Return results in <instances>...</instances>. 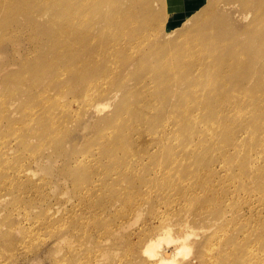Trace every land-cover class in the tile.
Listing matches in <instances>:
<instances>
[{"label":"bare ground","instance_id":"6f19581e","mask_svg":"<svg viewBox=\"0 0 264 264\" xmlns=\"http://www.w3.org/2000/svg\"><path fill=\"white\" fill-rule=\"evenodd\" d=\"M46 2L52 3L51 6L42 8L40 5L41 11L38 12L45 18L50 12V20L58 27V0ZM242 2L244 6L251 5L248 0ZM31 4L34 3L30 2L29 6ZM176 5V0H168L167 11L174 14ZM150 6V0H141L131 10V19H149ZM20 9L10 8L0 14V34H8L10 23L17 21L18 15L24 13V16H31L33 13L31 9L24 8L22 12ZM207 14L204 17L206 23L212 18ZM130 21L122 19L119 14L110 16L109 26L114 31L102 34V47L98 51L116 44L115 32L120 37L125 36L122 34L127 31L123 26L128 24L123 23L130 24ZM198 22L195 21L196 26ZM174 23L169 25V34L172 35L178 27H174ZM249 33L253 40L259 37L254 53L262 60L264 6L257 11ZM235 34L239 36L237 33L232 36ZM223 35L215 34L211 39ZM52 36L58 38V32L54 30ZM51 41L54 44L52 48L57 51L58 40ZM177 43L169 41L164 48ZM236 44L233 39L231 46ZM66 58L74 60L72 56ZM30 60L27 61L31 64L35 59ZM57 63H51L53 65L51 68L47 66L48 69H39L35 64L37 69L33 68L36 70L29 65L34 72L29 71L32 73L27 78L18 77L14 86L23 89L25 82L30 81L29 86L36 85L37 91H40L31 97L37 92H33L32 87L27 92L28 101L25 100L22 107L9 103L6 98L0 100V144L14 139L22 148L17 156L32 152L39 157L47 148L53 150L49 156L51 159L66 154L63 135L70 131L73 106L65 101L66 97L61 101L58 99L61 96L59 91L56 90L59 95L54 96L55 86L51 91L43 79L53 77L52 84L57 86L66 82L60 75L62 70H58L59 59ZM166 63L162 61L164 67ZM153 68L155 71L150 77L160 83L169 84V76L174 79L178 76L161 65ZM164 71L167 73L164 74ZM261 74L264 77V73ZM14 77L11 74L5 80ZM66 78L69 81L68 76ZM255 85L262 87L254 88L251 97L188 96L186 91L177 94L169 89L162 97L135 99L158 104H122L111 108L112 116L107 121L100 120L92 131V138L86 140L84 153L76 159L74 157L76 165L85 169V173L100 169L103 175L97 184H89L80 192L78 199L58 204V253L71 251L72 264H181L183 259L189 260V264L192 261L197 264H264V79ZM16 91L13 92L18 95ZM70 91V88L62 89V94ZM241 100L252 101L246 105L238 104ZM224 101L233 104H221ZM111 106L99 103L90 110L102 115ZM3 127L10 131H5ZM32 136L40 144H30ZM138 144H141L140 148H137ZM2 145L0 157L4 156V152L12 151V146L3 149ZM18 160L12 163L6 158L4 165L9 167L18 163L20 157ZM138 169L147 175L138 181L133 180L130 193L120 191L118 178ZM27 170L24 168L17 173L27 175L30 173ZM80 177V174L72 176L73 182H78L80 185H76L81 187ZM82 180L85 181L84 178ZM110 184L116 190L111 199L102 190ZM232 196L242 197L249 204L251 212L248 216H252L253 226L247 228L235 223L239 216L248 226L250 219L241 215L242 211L237 213L234 208L231 207L230 211L226 207ZM87 245L96 248L93 254L86 253ZM107 255L114 258L106 260Z\"/></svg>","mask_w":264,"mask_h":264},{"label":"rangeland","instance_id":"374dc122","mask_svg":"<svg viewBox=\"0 0 264 264\" xmlns=\"http://www.w3.org/2000/svg\"><path fill=\"white\" fill-rule=\"evenodd\" d=\"M46 1L0 0V14L10 8H21L20 11L24 8L33 10L31 16H24V13L18 15L17 21L10 23L8 34H0V42L3 40L0 48V100L6 98L9 103L22 107L24 101H28L27 92H30L32 87L35 90L33 92H36L37 86L32 83L34 86L30 87V81H26L27 86L24 84L23 89H19L13 85L18 82V77L21 75L27 78V75L32 73L29 71L34 72L37 66L39 69L51 68L59 59L58 70H62L60 75L66 82L60 79L63 83L57 86L52 84L53 77L43 79L45 85L49 86L48 89L51 87L52 91L55 86L53 91L61 93L58 97L60 101L66 97L65 101L72 104L70 118L73 122L70 121L69 134L63 135L66 154L57 159L49 158L53 152L52 148H47L39 157L32 152L17 156L22 148L14 139L7 144H0H3V149L12 146L11 152H4L5 157H0V264H72L71 251L62 250L58 253V204L78 199L80 192L89 184H97L101 180L103 173L100 169L85 173V169L76 165L75 159L84 153L86 140L92 138V131L100 124V120L107 121L112 116L111 108L122 104H158L135 99L162 97L166 91L172 89L177 94L186 91L185 95L188 96L196 94L195 96L211 95L233 99L251 97L254 88L262 87L255 83L264 79L261 74L264 73V58L258 59L254 53L259 37L253 40L249 33L250 26L257 18V11L264 6L261 7L264 0H248L251 5L247 6H244L243 2L241 4L242 0H206L203 4L192 0L191 4L198 5L193 7L190 4L189 9L186 8L188 17L183 12L173 15V19L167 11L168 0H150L151 17L147 20L131 19V10L141 0H111V3L109 0H58V27L50 20V12L45 15L46 18L39 13L40 5L42 8L51 6L52 3ZM30 2L34 4L29 6ZM176 11L174 10V14ZM207 13L212 18L206 23L204 17ZM115 14H119L122 19L131 20L133 24L123 23L128 24L123 26L127 31L122 34L125 36L120 37L115 32L116 44L107 45L99 52L102 47V34H111L114 31L109 26V17ZM189 17L190 19H187ZM196 20L200 22L197 26ZM170 23L178 26L173 35L169 34ZM54 30L58 32V38L52 36ZM234 33L239 36H232ZM215 34L224 35L211 39ZM51 39L58 40V50L55 48L57 51L52 48L54 44ZM233 39L237 43L236 46H231ZM169 41L179 43L164 48ZM66 56H72L74 60ZM56 57L60 58L56 61ZM30 59H35L34 63L27 61ZM164 60L167 62L166 67L162 65ZM29 65L36 69L32 70ZM160 65L178 76L175 79L169 76V84L157 82L150 75L154 74L153 66ZM165 73L167 72L164 71ZM11 74L15 77L6 81ZM68 88L71 91L63 95L62 89ZM193 90L195 91L192 92ZM57 91L54 96L58 94ZM38 92L40 93L39 89L37 94H31V97L38 95ZM251 101L241 100L238 104L246 105ZM99 103L112 106L106 108L107 113L104 111V114L96 115L90 107ZM221 104L233 103L224 101ZM3 129L10 131L5 127ZM30 144H40V141L32 136ZM140 147L141 144H138L137 148ZM19 157L20 162L9 167L4 165L6 158L13 163L19 161ZM24 168L30 173L19 175L17 171H23ZM76 174L81 175V187L76 185L78 182H73L72 176ZM124 175L118 178L121 185H118V189L123 193H130L133 180L138 181L147 173L138 169ZM113 186L110 184L102 189L107 197L110 196L109 199L116 195ZM227 205L230 211L232 207L233 211H242L241 215L252 218L248 216L251 209L244 198L232 196ZM36 223L40 225L37 226ZM235 223L247 228L253 226L252 219L249 223L247 221V226L246 221L241 220L239 216ZM95 249L94 246L87 245L85 251L91 253ZM113 258V255L105 257L106 260ZM187 261L189 260L183 259L181 264H189ZM190 264L197 263L192 261Z\"/></svg>","mask_w":264,"mask_h":264},{"label":"crops","instance_id":"0c3cea01","mask_svg":"<svg viewBox=\"0 0 264 264\" xmlns=\"http://www.w3.org/2000/svg\"><path fill=\"white\" fill-rule=\"evenodd\" d=\"M177 1V5H176V12L175 14H172V12L169 10L168 12L170 13V15L172 16V19H173V15H177V14H180V13H183L185 12V7L191 2V0H176ZM196 1V0H194ZM199 2H202V4L206 1V0H198ZM174 4H176L174 2Z\"/></svg>","mask_w":264,"mask_h":264}]
</instances>
